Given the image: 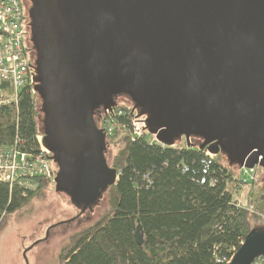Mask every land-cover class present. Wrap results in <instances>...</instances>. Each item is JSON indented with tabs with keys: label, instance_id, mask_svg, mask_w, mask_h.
Masks as SVG:
<instances>
[{
	"label": "water",
	"instance_id": "95a60500",
	"mask_svg": "<svg viewBox=\"0 0 264 264\" xmlns=\"http://www.w3.org/2000/svg\"><path fill=\"white\" fill-rule=\"evenodd\" d=\"M43 146L84 209L116 184L99 108L127 96L146 131L264 169V0H29ZM61 224V223H60ZM143 243L142 226L135 233ZM264 255L255 228L228 264Z\"/></svg>",
	"mask_w": 264,
	"mask_h": 264
},
{
	"label": "trees",
	"instance_id": "16d2710c",
	"mask_svg": "<svg viewBox=\"0 0 264 264\" xmlns=\"http://www.w3.org/2000/svg\"><path fill=\"white\" fill-rule=\"evenodd\" d=\"M26 19L30 21L28 11ZM30 57L35 64V55ZM12 93L10 84L0 80V99ZM41 102L40 96L27 87L20 91L17 104L0 105V147L17 146L33 155L40 151ZM120 108L132 111L127 105ZM95 118L98 124L99 115ZM119 119L132 130L128 115ZM125 133L106 136L107 147L116 148L111 160L106 153L107 162L119 173L116 184L106 191L107 211L69 237L57 264L231 262L254 229L252 224L263 221L258 203L249 211L235 199L240 177L233 168L238 165H230L226 157L222 158L224 154L211 159L197 144L162 147L145 136ZM53 166L57 171L54 162ZM39 181L35 190L0 182V230L10 215L33 198L44 196L52 184L48 179ZM139 225L142 244L135 236ZM259 227L264 229V225Z\"/></svg>",
	"mask_w": 264,
	"mask_h": 264
},
{
	"label": "rangeland",
	"instance_id": "374dc122",
	"mask_svg": "<svg viewBox=\"0 0 264 264\" xmlns=\"http://www.w3.org/2000/svg\"><path fill=\"white\" fill-rule=\"evenodd\" d=\"M121 105L133 108V103L125 96L117 101L116 107L121 109ZM150 135L152 134L145 130L144 136L147 139L153 138ZM192 143L198 145L200 139L195 138ZM184 144L186 145V141L182 138L175 146ZM106 150L107 158L111 160L116 148L107 147ZM211 156L213 159L216 158L215 155ZM222 158L225 159V156ZM233 170L236 175L241 176L240 168L236 167ZM248 180L249 183L238 197L235 194L238 186L236 183L234 196L236 201L239 200L243 208L249 211H253L258 203L263 221H255L252 224L255 229L264 225V169L258 167L255 181H250L249 178ZM39 186L40 181L33 190ZM84 207L85 203L74 202L52 182L46 188L44 196L33 198L26 207L10 215L0 230V264H57L61 248L69 237L95 222L107 211L109 207L107 193L104 192L98 202L86 209Z\"/></svg>",
	"mask_w": 264,
	"mask_h": 264
},
{
	"label": "built area",
	"instance_id": "2783aa9c",
	"mask_svg": "<svg viewBox=\"0 0 264 264\" xmlns=\"http://www.w3.org/2000/svg\"><path fill=\"white\" fill-rule=\"evenodd\" d=\"M28 22L25 6L21 0H0V80L9 83L13 89L10 97L0 99V105L17 104L19 93L24 88L30 87L32 93H36L34 90L36 66L29 52ZM126 115L130 119L132 130H129L119 119ZM98 125L106 136L128 131L133 137H143L146 130L145 116L118 107L102 111ZM150 136L153 137L149 139L150 143L166 147L157 140L156 135ZM37 138L40 151L35 155L22 152L17 146L0 147V182L11 187L18 184L24 189L33 190L40 179L55 181L57 171L53 166L51 154L43 146V135H38ZM205 153L213 159L210 152L205 150ZM240 169L241 176L235 191L237 197L249 183L248 178L250 181H255L258 167ZM237 203L243 207L239 200ZM252 264H264V255L255 259Z\"/></svg>",
	"mask_w": 264,
	"mask_h": 264
},
{
	"label": "flooded vegetation",
	"instance_id": "af4514ba",
	"mask_svg": "<svg viewBox=\"0 0 264 264\" xmlns=\"http://www.w3.org/2000/svg\"><path fill=\"white\" fill-rule=\"evenodd\" d=\"M21 1L23 2L24 6H25V10L28 11V7L30 6V1H29V0H21ZM29 26H30V21L28 22V27H29ZM27 35L30 36V30H29V29H27ZM29 52H30L33 56L35 55V50H34L32 44H30V46H29ZM122 97H123V96H120V95L114 97L113 102L115 103L116 106H117V101H118L120 98H122ZM102 111H103V108H99V109L97 110V114L100 115V113H102Z\"/></svg>",
	"mask_w": 264,
	"mask_h": 264
}]
</instances>
